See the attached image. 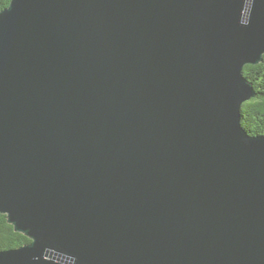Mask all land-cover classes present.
Listing matches in <instances>:
<instances>
[{
  "label": "water",
  "instance_id": "obj_1",
  "mask_svg": "<svg viewBox=\"0 0 264 264\" xmlns=\"http://www.w3.org/2000/svg\"><path fill=\"white\" fill-rule=\"evenodd\" d=\"M263 54L264 0H10L0 264H264Z\"/></svg>",
  "mask_w": 264,
  "mask_h": 264
},
{
  "label": "trees",
  "instance_id": "obj_2",
  "mask_svg": "<svg viewBox=\"0 0 264 264\" xmlns=\"http://www.w3.org/2000/svg\"><path fill=\"white\" fill-rule=\"evenodd\" d=\"M10 0H0V10L8 6ZM243 74L252 83L256 95L241 104V124L244 129L254 134H264V54L257 64H246ZM30 242V239L14 230L6 215L0 213V250L16 248Z\"/></svg>",
  "mask_w": 264,
  "mask_h": 264
}]
</instances>
